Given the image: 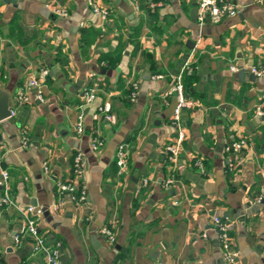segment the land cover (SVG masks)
<instances>
[{
	"label": "crops",
	"instance_id": "obj_1",
	"mask_svg": "<svg viewBox=\"0 0 264 264\" xmlns=\"http://www.w3.org/2000/svg\"><path fill=\"white\" fill-rule=\"evenodd\" d=\"M223 1L233 15L198 24L196 0H0V89L13 110L0 122L8 174L5 203L0 179V264H46L22 235L28 207L58 250L56 264H224L212 217L230 225L237 264H264V77L249 72L264 66V0ZM178 75L190 106L180 111L171 161ZM87 89L94 97L85 103ZM94 136L103 142L97 151ZM238 139L236 154L224 152ZM121 143L126 169L118 175ZM77 154L82 175L74 180ZM70 180L82 201L56 193Z\"/></svg>",
	"mask_w": 264,
	"mask_h": 264
},
{
	"label": "built area",
	"instance_id": "obj_2",
	"mask_svg": "<svg viewBox=\"0 0 264 264\" xmlns=\"http://www.w3.org/2000/svg\"><path fill=\"white\" fill-rule=\"evenodd\" d=\"M91 10L93 13L100 15L102 17L106 16L107 11L103 7H99L95 4L90 3ZM56 13H59L61 15H65V11L62 9H56ZM235 13V8L232 4L229 2L223 1V0H196V22L198 24H202L204 22L209 23H217L219 22L224 16L227 15H233ZM230 71L235 72L236 68L231 66L229 68ZM249 72L254 77H264V66H257V67H250ZM46 74V70L40 71L39 80L42 76ZM39 80L32 79L28 82V86L36 89V93L39 97ZM171 91L175 94L176 98V105L173 110L171 124L172 126L177 130V137L175 140L174 145H169L166 147V152L169 154V159L171 161L175 160L177 156V151L179 144L182 140V134L180 131V124H179V114L180 111L183 108H188L190 106V103H188L182 92V84H181V77L180 75L177 76L175 79V82L173 86L171 87ZM136 93V86H131V94L130 98L133 99ZM94 97V90L93 89H87L83 96V101L89 102ZM14 100L17 104L22 103L25 101V97L23 96V93L21 90H17L15 93ZM10 116L13 115V110L9 109ZM106 119L109 120L110 117L107 115ZM74 132L77 134H80L83 132V126H82V115L78 114L76 117V123L74 125ZM27 138L22 133L20 135V145L22 148L26 147L27 145ZM103 145V142L98 137L94 136L92 137L90 141V149L92 151H97L100 149ZM244 145V141L242 139H238L236 141H233L226 146H224V152L236 154ZM126 157H127V145L126 143H121L117 145L115 153H114V165L116 167V173L118 175H121L125 172L126 169ZM196 165L200 168V163L197 161ZM72 174L73 179L78 180L82 175V167H81V157L79 154H77L73 160L72 165ZM0 179L4 188V197L3 202L8 201V174L5 170L1 168V156H0ZM172 183V179L167 180L164 183V186L169 185ZM75 189V183L74 181H64V182H58L55 186V191L58 195L63 194H69L72 199H76L77 201L83 200L82 191L80 192L78 198H75L73 195ZM31 211V208H27L25 210V227H24V233L23 238L27 239L30 242L31 250L33 254H44L46 264H56V259L58 256V250L56 247H52L51 249L45 244L43 238L38 234L34 220L27 216V214ZM212 225L215 229L216 234V240L218 247L221 252V259L224 264H237V257L236 253L233 251V249L230 246L229 242V236L228 231L230 229V225L221 221L218 217H212L211 219ZM103 234L107 238L108 241H112L111 233L107 230L103 231ZM20 241V237L14 236V242L18 243Z\"/></svg>",
	"mask_w": 264,
	"mask_h": 264
},
{
	"label": "water",
	"instance_id": "obj_3",
	"mask_svg": "<svg viewBox=\"0 0 264 264\" xmlns=\"http://www.w3.org/2000/svg\"><path fill=\"white\" fill-rule=\"evenodd\" d=\"M237 74H242V71H238ZM78 84H80V82H78L77 85ZM9 117V93L0 89V122Z\"/></svg>",
	"mask_w": 264,
	"mask_h": 264
},
{
	"label": "trees",
	"instance_id": "obj_4",
	"mask_svg": "<svg viewBox=\"0 0 264 264\" xmlns=\"http://www.w3.org/2000/svg\"><path fill=\"white\" fill-rule=\"evenodd\" d=\"M105 57H103V58H101V59H104ZM106 60H107V62H108V65H110L111 64V62H113V59H110V58H106ZM188 73V72H187ZM184 75H183V78L185 77V78H190V74L188 73V75H186V71L183 73ZM190 79H192V78H190ZM187 89L188 88H186L185 86H184V84L182 83V92H183V96H185L186 95V92H187ZM165 155H166V157L168 158L169 157V154L165 151Z\"/></svg>",
	"mask_w": 264,
	"mask_h": 264
}]
</instances>
